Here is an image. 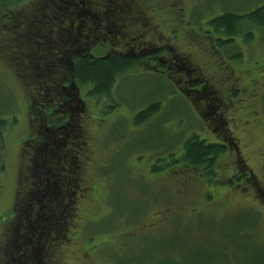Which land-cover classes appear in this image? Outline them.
I'll return each instance as SVG.
<instances>
[{
	"label": "rangeland",
	"instance_id": "1",
	"mask_svg": "<svg viewBox=\"0 0 264 264\" xmlns=\"http://www.w3.org/2000/svg\"><path fill=\"white\" fill-rule=\"evenodd\" d=\"M104 1L109 4V0ZM110 1H112L110 4L120 2ZM178 1L140 0V3L143 2L147 9L159 10L164 6L170 8ZM184 2L189 6V10L187 15L184 14L181 18L180 31L197 32L200 37L210 41L215 49H218V57L227 59L230 53L239 50L246 58L251 55L252 60L261 52L264 29L243 16L259 7L264 0H184ZM49 4L47 0H20L0 4V119L8 121L0 147V264L9 262L15 264V257L19 251L33 252V249L40 248L41 243L38 244L36 240L37 233L42 229V223H45L44 215L48 214L49 208L47 206L35 214L34 206L41 205L46 199L62 203L63 206L60 208L62 211L67 205H73V188L68 183L69 179L64 178L63 171L45 168L41 170L43 167L39 159L35 165L33 164L35 171L32 172L34 176L36 175L34 181L28 178L32 156L30 151L36 146V142L33 141L36 137L32 143L26 144L29 135L34 132L35 125L27 101L28 96L40 90V85L32 82L30 72L31 70L37 73L40 69L36 53L37 50L40 51V47L29 45L24 39L17 38L18 35L12 34L9 29L3 28L7 22L14 26H20L24 22V27L30 26L29 24L37 20V15ZM230 13L240 15L239 17L244 19L240 25L242 34L249 31L253 33L251 34V37L254 35L253 38L246 37V40H251V49L252 47L257 49L255 53L249 50L248 45L242 41L243 38L238 35L235 36L237 37L235 42L227 43L219 39L230 34L218 30L219 22L216 19L221 14L225 16ZM171 18L169 14L158 20L163 24H165L163 20H167L166 24H170ZM126 31H129L126 37L120 34L114 38L116 41L120 40L118 48L128 42L130 33L135 30L128 27ZM140 39H148V35ZM181 40L180 44L184 45ZM25 46L28 47L27 54L20 56L19 48ZM106 47H110L109 40L93 46L91 53L94 57H101ZM42 51L46 52L45 49ZM22 52L25 53L24 50ZM159 55L158 63L161 68L166 69V64L161 61L166 57L161 51ZM146 60L117 78L112 97L106 95L98 97L90 93L92 85H83L81 97L85 101V106L67 101L66 106L60 110L64 115L69 112V117L73 111L75 115L84 112L83 129L85 127L90 138L88 159L82 179L90 183L93 190L79 203L78 219L75 224L82 225L86 218L95 220L88 224L87 230L83 228L82 241H73L74 244L77 243L75 249H87V246L84 247L85 242L92 237L91 253L100 254V257L95 255L99 259L107 257L109 264H264V245L258 240L257 234L255 236L262 210L257 197L239 196L234 192L240 189L238 186L243 184L242 179L224 182L229 180L228 174L232 172L228 169V161L225 158L218 159L216 166L210 169H205L202 165L194 166L188 162L177 161L184 154L189 140L197 138L204 140L206 144H217L218 133L212 131L208 121L200 114L197 95L181 92L179 87L181 83L178 81L183 72L168 71L164 74L154 69L155 59L149 67L143 65ZM147 62L151 63L150 60ZM49 63L51 62L45 63L46 68ZM189 92H193L192 89ZM152 104H159V111L148 121L136 125L135 116ZM261 105L264 106V103ZM88 117L89 120H86ZM98 119H103L106 123L102 126ZM77 121L79 122V117ZM261 127L264 129L262 125ZM256 129L255 126L252 130L243 131L246 145L253 144L252 141H257L254 138L264 133L263 130ZM105 131L107 135H104ZM253 157L250 158L253 162L252 169L259 182H264V170L259 168L257 160ZM100 158L103 161L109 159L106 170L102 172L94 164V161L99 163ZM149 164H156L158 167L155 175L147 173ZM182 169L200 175L201 179L193 180L196 182L189 186L188 193L185 194L187 199L179 198L173 192L177 186L176 182L179 181L171 172ZM226 188L233 189L230 193L237 197L240 204L225 212L228 213L227 216L217 215L213 213L219 210L217 203L209 208L207 205L216 200ZM26 195L32 200L27 202ZM201 195L205 197L204 200L195 206ZM62 197L68 199L63 201ZM90 198L94 199V205L90 204ZM168 198L174 202H168L171 209H176L173 217L167 221L159 220L158 226L151 228L152 232L150 231L149 235L147 232L150 226L147 224L153 219L157 221L164 217L162 214L155 216L153 214L168 209ZM16 199L22 205V211L19 212L23 222L20 226L18 223L11 224L13 218L11 211ZM61 216L62 213L56 215L51 228H55V222L59 221ZM58 228L56 225L55 229ZM60 228L59 231L64 227ZM130 233H138V237H133L134 241L132 238L128 239ZM63 234L68 235L67 231ZM8 242L9 256L4 258L2 247H7ZM73 242L64 248L66 258L56 264H72L69 254L74 251ZM122 244L127 247L123 248ZM129 248L131 254L129 256L123 254L125 256L122 257L121 251ZM43 252L47 257L49 254L47 246L42 249Z\"/></svg>",
	"mask_w": 264,
	"mask_h": 264
},
{
	"label": "flooded vegetation",
	"instance_id": "2",
	"mask_svg": "<svg viewBox=\"0 0 264 264\" xmlns=\"http://www.w3.org/2000/svg\"><path fill=\"white\" fill-rule=\"evenodd\" d=\"M131 1H136V3H132L134 6L128 10H125L120 5L113 3L101 7L102 9H97L99 13H101L98 17L100 20L102 19V22L105 20L108 22L124 20L128 25L133 26L134 29L136 28V30L133 31V34L129 35L128 42L124 44L120 43L121 48L118 49L111 46L106 47L105 53L101 57H107L108 55L111 56L115 54L134 57L144 55L146 57L143 58V61L147 59L143 64L144 66L147 65L149 67V64L151 66V64L154 63L153 60L155 59L156 63L154 69L159 70V72H163L164 74H166L168 71L183 72L179 76L178 81L181 83L179 84L181 92L186 91L188 94L197 95V107L200 109V114L203 115V117L208 121L209 127L212 128V131L218 133L216 136V138H218L216 142L217 144L214 145H216L217 148L219 147L220 151L218 150L215 155L211 156L213 158L211 163H204L201 165L205 169L214 168L218 162V159L225 158L228 161L227 167L228 169L232 170V172L230 175L228 174L229 180L224 182H231L238 178L242 179L243 184L238 186L240 189L234 190V192H236L239 196L257 197V201L259 202L262 210L260 211L261 217L258 220V228L255 232V236L257 234L258 240L264 245V182H259L260 180L252 169L253 162L250 160V158L254 156L257 160L259 168L264 170V133H261L258 137H255L254 139L257 141H252L253 144L246 145L243 140V131L252 130L255 128V126L257 127L256 130L264 131V129L261 127V125L264 127V106L261 105L264 103V43L263 46H261V52L257 54V57L252 58V60L251 55L249 58H246L245 54L239 50L230 53L227 59L222 57L220 58L218 57V49H215V46L210 41L200 37L197 32L194 30L180 31L179 24L181 20L171 18L169 21L170 24H166L168 23L167 20H163L165 24L160 23L158 19L169 15L171 12V7L169 8V6H164L162 7L163 9L150 10L145 7L146 5H144L143 2L140 3V0ZM111 2L112 1L109 3ZM262 6H264V2L259 5V7ZM172 7L174 8V14L177 13L176 16L178 15L180 18L183 17L184 14L187 15L189 10V6L185 4L184 0H179L178 3L176 5H172ZM37 17L38 19L31 22V24H29L30 26L24 27V22L21 23V26H14L10 22H7L4 23L5 25L3 28L9 29L12 34L18 35L16 36L17 38L24 39L29 45H34L35 47L39 46L40 51H36V53H38V60H41L45 57L54 60L59 58H70L79 54L77 53L74 55L75 46L73 44V36L72 33H70L71 30L65 26L68 25L66 21H48L52 28L50 30L44 31L41 26V14H38ZM71 17H75V11L72 12ZM220 17H223V14H221V16H219L216 20H218ZM252 23L264 29V24H257L255 22ZM74 24L75 21H72V27ZM240 25H242V22L239 23L237 25L238 27H235V29L230 33L226 31V29L218 26V30L220 32H226L230 34L229 36L219 37V39L227 43L232 41L235 42L237 40V37L235 36L238 35L243 38L242 41L248 45L249 50L255 53L257 49H254L253 47L251 49V40H246V37L253 38L254 35L251 37V34L253 33L249 31L242 34L240 31ZM13 28H15V30H13ZM117 32L120 33H116V35H120L122 31H119L118 29ZM145 35H148V39H140V37H144ZM95 37L96 35L94 32H88L86 39L91 41V39ZM156 38L161 39L156 40ZM180 39H182L181 41L184 45L180 44ZM27 48V46L19 48V55H26ZM42 49H45L46 52L42 51ZM88 49L89 48H87V50ZM22 50H24L25 53H23ZM159 51H161L163 56L165 55L166 57L161 59V61L166 64V69L163 67L161 68V65L158 63L160 56ZM147 56H149V58ZM149 60L151 63L147 62ZM190 89H192L193 92H189ZM77 96L79 97L78 99H76ZM77 96L72 98L73 96L68 94L66 97L70 98H67L65 102H75L76 104H81L84 107L85 101L81 97V89L78 90ZM62 98V96H56V103ZM77 110H79L78 107ZM79 114L77 128L79 131L83 132L84 141L81 142L82 147L75 148L74 146V130L72 131V122L74 117L77 116V113L75 115L74 111L71 112V118L68 119V112V114L65 115V122L63 124L61 123L62 126L59 129L62 130L63 128V131L65 130L61 133L65 135V137L61 136L60 139L62 141L66 140L67 143H69V150L71 148L73 154L77 156L76 158L72 152L69 151L68 155L66 156V161H64L66 164L65 167L59 169L60 172L63 171L65 173L64 178L70 179L69 185H71L70 187L73 188V205L66 206V208L69 209V217L65 219L64 224L66 226L65 228L68 235H64L62 233L58 234V236H55L54 239L56 240L57 244L51 243L48 245L47 252L49 254L46 257L47 259L44 262L45 264H56L58 261L61 262L64 260L66 258L64 256V248L69 245L71 241H82L84 237L83 228L87 230V227L89 226L88 224L95 220L92 218H86L82 225L78 226L75 224L78 219L77 211L79 203L84 201L88 197V194H90V192L93 190L92 187H90V183L84 182V179H82V174L88 159L87 154L90 148V138L85 130V127L83 129L84 119L82 116L85 113L83 112ZM37 120L38 122L40 121L39 119ZM86 120H89V117ZM99 121L102 122V126L106 123L103 119ZM67 125L69 128H67ZM38 127H41V125L38 124ZM84 132L86 134H84ZM55 135H58V133H55ZM104 135H107L106 131ZM107 139L105 140V143H107ZM202 141L205 143L204 140ZM212 144L205 143L206 146ZM185 156H188V150L186 148L184 154L177 161L181 162L182 158ZM101 158L99 163L94 161V164H96L95 166L100 169V172L106 170L107 162L109 161V159H106L107 161L105 160V162ZM190 162H188V164H191ZM138 163L136 164L138 165ZM137 165L132 166L136 167ZM147 167L148 174L152 173L155 175V172L158 171L156 164H149ZM171 173L173 177L178 178L179 181V183L176 182L177 186L175 190L173 189V192L182 199H187L185 194L188 193L189 186L196 182L193 181L194 179L197 178L201 181L200 175L192 173L186 169ZM164 185L168 186V184ZM164 185L163 188H165ZM68 191L66 192L68 193ZM230 191H233V189L229 190L226 188L216 200L207 205V208H209L214 203H217L219 210L217 212L214 211L213 213L227 216L228 213L225 214V212L240 204V201L237 200V197H234ZM228 196L232 198H229ZM204 198L205 197L201 195V198L195 203V206L201 203ZM62 199L64 201L68 198L62 197ZM29 200L30 199L27 201ZM89 200L91 201L90 204L94 205V199L90 198ZM223 200H226L225 203L218 204ZM169 201L172 200L168 198L167 204ZM174 207L177 208L176 205H174ZM175 211L176 209H171V206H169L168 209L164 211L155 212L153 214L154 216L162 214L164 217H160V219H157V221L153 219L152 222L148 223L147 226L149 225L150 228L149 231L147 229L146 232L148 231L147 233L150 235L151 228L157 227L158 222L162 220L167 221L170 217H173ZM192 211L195 212L193 209ZM11 214L13 215L11 224L15 225L18 223L20 226L23 220L21 219V214L15 210V207L12 208ZM128 235V239L138 237V233H130ZM125 236H127V234ZM92 239V237H89L85 242L84 247L87 246V249H75L77 248L75 246L77 243L75 242L74 244L73 242L74 251L69 254L72 264H109L107 257L99 259L95 255L100 257V254L91 253L92 247L90 244ZM9 245L10 244L8 242L7 247H2V251L4 252L2 256L4 258L7 257V255L9 256ZM126 247L127 246L124 244L123 248ZM129 251H131V248L122 250V257L125 255L129 256L132 252ZM16 257H18L17 254ZM7 264H10V262Z\"/></svg>",
	"mask_w": 264,
	"mask_h": 264
},
{
	"label": "trees",
	"instance_id": "3",
	"mask_svg": "<svg viewBox=\"0 0 264 264\" xmlns=\"http://www.w3.org/2000/svg\"><path fill=\"white\" fill-rule=\"evenodd\" d=\"M17 1L20 0H0V4ZM47 1H49L50 4L45 7L46 10L44 8L40 18V20L42 21L41 26L43 30L47 31L52 28L51 24L48 21H66L69 27L68 25L65 26L71 30V32H69L72 33L73 36V44L75 46L74 55H76L77 53L79 54L74 57L63 59L59 58L56 60L45 57L38 61V63H40V69L37 73H33L30 70L32 82L36 83V85H40V90L28 96L27 101L33 116L32 121L35 125L34 132L29 135L26 144H29L30 142L32 143V140L36 137L33 140L36 142V146L32 147V151H30V154L32 156L30 159L31 166L30 175H28V178H30L32 181H34L33 178L36 176H34V173L32 172L35 171L33 168V164L35 165L39 159H41L40 164L41 167H43L41 170L45 168L50 170H57L58 172H60L59 169L65 167L66 165L64 162L66 161V156L68 155L69 151L72 152V149L70 148L69 150L68 148L69 143H67L66 140L62 141L60 139L61 136L65 137V135L61 134L63 128L62 130H59L62 126L61 123L63 124L65 122L64 119L66 117L63 114L64 112L60 113V110L64 106H66V99L70 98L66 96L70 94L73 96L72 98L76 97L78 90H80L83 85L89 84L92 85V89L90 90L91 94H94L98 97L104 95L112 97L113 88L116 84L117 78L120 75L124 74L127 70L140 65L143 61V58L146 57L144 55L134 57L119 54L111 56L108 55L107 57L92 56V47L102 41L109 40L111 47L118 48L120 40H114V38L116 37V33H120L117 32L118 29L119 31H122V35L127 36L129 32L126 31L127 28H134L133 26L128 25L124 20H118L117 22H108L105 20L102 22V19L100 20V18L98 17L101 14L98 10L102 9L101 7L106 6L108 2L104 0ZM132 3L135 4L136 1L133 2L131 0H120L119 4L116 5H120L121 7H123V9L128 10L132 6H134L132 5ZM74 11L75 17H71L72 12ZM173 11L174 8L172 7L170 17H172V19L174 18L182 21V17L180 18L178 17V15L176 16L177 13L174 14ZM239 16L240 15L230 13L223 17H220L218 19V26L226 29V31L230 33L235 29V27H238L237 25L243 21V18H248L250 21L257 24H264V6L254 9L249 14H246L243 18ZM72 21H75L73 27ZM13 30H15V28H13ZM134 30H136V28ZM88 32H94L96 35V37L92 38L91 41H88L86 39ZM132 34L133 31L130 33V35ZM87 48L89 49L87 50ZM46 62H51L47 64V68L45 65ZM56 96H62L63 98L56 103ZM78 98L79 97L77 96L76 99ZM158 111L159 104H152L151 106L140 111L135 116V124H143L144 122L152 118ZM79 115L80 114L77 113V116L72 122L75 148L82 147L81 142L84 141L83 132L79 131V129L77 128V118L79 117ZM70 118L71 117H68V119ZM37 119H39L40 121L38 122ZM38 124H40L41 127H38ZM7 125V120L0 119V147L3 144V134L6 130ZM67 128H69L68 125ZM55 133H58V135H55ZM84 134L86 133L84 132ZM186 149L188 150V156L183 157L181 162L191 161L190 163L194 166H199L204 163H211L213 159L211 156L215 155L218 150L220 151L219 147L217 148L216 145L212 144L206 146L203 141H199L197 138L191 139L186 144ZM75 157L77 158V156ZM25 198L26 201L28 199L32 200L30 197H28V195H26ZM47 206L49 208V212L47 215H44L46 218L45 223H42V229L38 231V236L36 238L37 243H41V249H33V252L30 250L24 253L19 251L17 253L18 257H15V264H45L44 262L47 258L44 255V252L42 253V249L45 248V246L48 247V245L51 243H56V240L54 239L55 236H58L59 232L63 233L66 231L64 221L67 217H69V209L65 207L64 211H62V209H60L63 206L62 203H59L58 201L53 199H46L43 200L41 205L34 206L33 209L35 214H37V211L39 213V210L41 212V210H44ZM14 207L16 211H22V205L20 204V201L17 202V199ZM61 213L62 216L59 218L60 222H55V228L56 225L59 228H51V225L54 223L53 219L56 218V215L58 216ZM60 227L64 228L59 231L61 229ZM34 234H36V232H34Z\"/></svg>",
	"mask_w": 264,
	"mask_h": 264
},
{
	"label": "bare ground",
	"instance_id": "4",
	"mask_svg": "<svg viewBox=\"0 0 264 264\" xmlns=\"http://www.w3.org/2000/svg\"><path fill=\"white\" fill-rule=\"evenodd\" d=\"M244 73H245V72H244ZM252 77H253V76H252ZM252 77H251V78H252ZM254 77H255V75H254ZM252 79H253V78H252ZM251 86H252V85H251ZM253 86H254V85H253Z\"/></svg>",
	"mask_w": 264,
	"mask_h": 264
}]
</instances>
